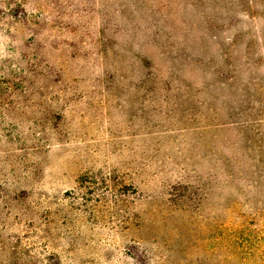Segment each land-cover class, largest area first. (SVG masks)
Returning <instances> with one entry per match:
<instances>
[{
    "label": "rangeland",
    "instance_id": "obj_1",
    "mask_svg": "<svg viewBox=\"0 0 264 264\" xmlns=\"http://www.w3.org/2000/svg\"><path fill=\"white\" fill-rule=\"evenodd\" d=\"M0 264H264V0H0Z\"/></svg>",
    "mask_w": 264,
    "mask_h": 264
}]
</instances>
